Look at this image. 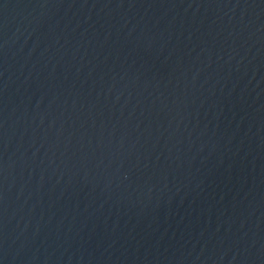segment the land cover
Returning <instances> with one entry per match:
<instances>
[{
	"label": "water",
	"instance_id": "water-1",
	"mask_svg": "<svg viewBox=\"0 0 264 264\" xmlns=\"http://www.w3.org/2000/svg\"><path fill=\"white\" fill-rule=\"evenodd\" d=\"M0 264H264V0H0Z\"/></svg>",
	"mask_w": 264,
	"mask_h": 264
}]
</instances>
